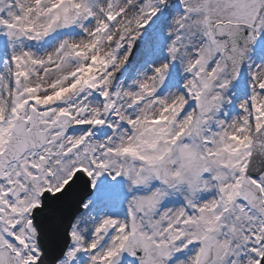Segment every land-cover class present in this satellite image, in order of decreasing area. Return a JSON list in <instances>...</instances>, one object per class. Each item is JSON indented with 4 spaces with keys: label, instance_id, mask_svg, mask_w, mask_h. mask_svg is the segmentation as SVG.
<instances>
[{
    "label": "snow or ice",
    "instance_id": "obj_1",
    "mask_svg": "<svg viewBox=\"0 0 264 264\" xmlns=\"http://www.w3.org/2000/svg\"><path fill=\"white\" fill-rule=\"evenodd\" d=\"M0 264H264V0H0Z\"/></svg>",
    "mask_w": 264,
    "mask_h": 264
}]
</instances>
